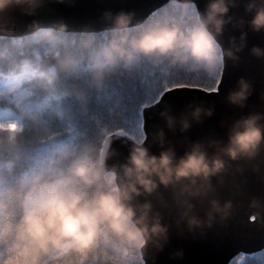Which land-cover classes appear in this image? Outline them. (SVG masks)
<instances>
[{
  "label": "clouds",
  "instance_id": "1",
  "mask_svg": "<svg viewBox=\"0 0 264 264\" xmlns=\"http://www.w3.org/2000/svg\"><path fill=\"white\" fill-rule=\"evenodd\" d=\"M43 2L0 0V33L13 30L9 8L20 6L31 15ZM241 4L245 14L237 16L232 9ZM185 13H192L187 21L182 20ZM103 15L110 24L100 33L68 31L62 21L42 28L34 21L23 52L13 56L12 46L0 49V56L15 65L3 73L4 95L21 99L12 115L9 106L0 108V123L20 125L0 128V264H147L146 258L155 264L172 226L161 207L174 211L181 231L186 227L203 234L226 223L236 204L221 200L218 185L241 170L238 162L264 153V111L234 119L226 138L190 141L182 155L164 128L152 133L158 154L146 144L147 133L143 140L131 139L127 157L111 164L117 155L112 139L98 145L125 114L123 97L110 88L113 82L142 83L146 70L152 80L187 76L214 81L229 61L239 63L249 30L264 32V0H206L203 11L195 0H167L162 10L142 20L133 10L107 9ZM229 25L240 32L230 35L225 46L220 38ZM249 53L264 59V46L254 44ZM253 91L252 81L240 76L225 100L243 109ZM37 93L44 99H34ZM58 98L72 99L97 123L94 137L79 143L61 140L55 121L66 110L49 106V99ZM98 101L103 111L97 110ZM143 103L155 106L150 95ZM108 113L118 119H106ZM214 113V104L189 102L179 115L168 105L159 115L168 130L186 133ZM45 147L50 151L41 152ZM161 189L170 192V201ZM197 204L204 205L203 215ZM248 209L264 226V198L252 196ZM183 255V249L172 253Z\"/></svg>",
  "mask_w": 264,
  "mask_h": 264
},
{
  "label": "water",
  "instance_id": "2",
  "mask_svg": "<svg viewBox=\"0 0 264 264\" xmlns=\"http://www.w3.org/2000/svg\"><path fill=\"white\" fill-rule=\"evenodd\" d=\"M166 4L167 0H44L31 15L23 12L20 6L9 8L6 16L13 30L8 34L0 33V36L24 37L31 31L30 25L34 21L42 28L62 21L68 26V31L90 29L99 33L110 24L103 15L107 9L113 12L121 9L133 10L136 19L142 20ZM195 4L203 11L206 0H195ZM232 12L237 16L245 14L242 4L232 9ZM239 32V29H233L229 25L220 38L221 42L226 46L228 37L239 36ZM254 44L264 46V32L248 31L247 47L240 53L241 59L238 64L228 62L218 93L192 88L175 89L166 93L154 107L144 109V131L148 135L146 144L152 152L158 154L160 151L159 144L152 139V133L157 128L165 129L168 141L175 146L178 155H182L190 141L208 137L226 138L228 125L234 119L250 111H264V100L261 99V93L264 92V59L249 53ZM240 76L250 79L254 87L247 107L243 109L230 105L225 100L227 92L236 85ZM189 102L214 104L215 113L201 123L194 122L186 133L168 130L164 119L159 115L160 110L168 105L173 114L179 115ZM131 143L132 140L128 136L114 137L111 146L116 149L117 155L110 158L108 163L123 161L128 155ZM236 163L234 162V167ZM238 163L241 170L227 177L225 183L217 187V195L221 200L231 198L236 204L234 215L226 223L214 224L211 228L205 229L203 234L189 232L186 227L181 231L175 224L174 211L161 207L165 220L172 226L165 248L155 253V264H229L241 252L257 253L264 250V226L249 221L248 209V202L252 196L264 198V153L252 161ZM161 192L165 200H171L168 190L161 189ZM157 207H160L159 203ZM203 207L204 205L197 204V211L201 215L204 214ZM177 249H183L182 258L172 256ZM146 259L147 264H153L152 259Z\"/></svg>",
  "mask_w": 264,
  "mask_h": 264
},
{
  "label": "trees",
  "instance_id": "3",
  "mask_svg": "<svg viewBox=\"0 0 264 264\" xmlns=\"http://www.w3.org/2000/svg\"><path fill=\"white\" fill-rule=\"evenodd\" d=\"M161 8L160 10H162ZM156 13V12H154ZM14 39H21L26 41V37L23 38H0V49L4 46H9L11 48L10 55H15L20 52V49L17 45H12ZM0 67H3L4 72H12L15 70V65L12 63H7L3 56H0ZM3 73L0 74V81H3ZM152 81V74L146 70L144 82ZM111 90L114 93L120 94L123 97L124 104L123 108L126 114L127 119H122L119 121V124L125 127L129 131L135 129V113L139 109V106L143 103L145 96L154 97L156 94L155 88L149 89L147 86L138 81H123V82H113L110 85ZM135 89V91H132ZM129 93L131 95L129 96ZM15 99V96H12ZM34 99L43 100V94L37 93ZM59 104L66 110V116L62 120L55 121L58 123L62 129L61 140H69L74 143H79L82 139L91 138L95 136L97 131V123L90 119L87 115L82 113L75 102L70 98H58L56 100L49 99V106ZM9 106L10 108L14 107L12 100L8 96L0 98V108L3 106ZM97 110L103 111L99 106V101L97 102ZM47 115V111L44 113ZM107 119V118H106ZM118 118L115 117L113 121L115 122ZM68 129V131H64ZM115 130V128H113ZM99 147H102V140L98 141ZM243 264H264V251L257 253L255 256H239L234 259L231 264H241V259H243Z\"/></svg>",
  "mask_w": 264,
  "mask_h": 264
},
{
  "label": "snow or ice",
  "instance_id": "4",
  "mask_svg": "<svg viewBox=\"0 0 264 264\" xmlns=\"http://www.w3.org/2000/svg\"><path fill=\"white\" fill-rule=\"evenodd\" d=\"M160 9L158 8L156 10V13H158ZM156 13H153L152 15L154 16ZM192 16V13H185L184 17H182V20L187 21L190 19ZM13 44L17 45L20 49V52H23L25 48L26 42L21 39H14ZM3 67H0V74L3 73ZM223 76L224 72L217 78L214 79V81H205L204 79H201L199 77H187V76H175L172 80L168 79H163V80H152L150 82H142L147 88L153 89L155 88L156 94L153 98V104L156 105L160 102V100L163 98V96L166 93H170L175 89H180V88H192V89H199L204 92L208 93H218L220 91V87L223 81ZM132 91H135L133 89ZM131 93H129V96ZM4 92L3 89L0 88V98L4 97ZM10 100H12L14 107L10 108L9 110V115L13 114L14 110H18L21 106V99L17 96H15V99L12 97H9ZM47 103V101H46ZM152 107L151 105L142 103L139 106V109L136 111L134 119H135V129L133 131L127 130L125 127L121 126L120 124L113 130L109 136L103 138L102 144L106 145L110 139H113L115 136H128L130 139H145L146 138V132L144 131V123H145V118H144V109ZM125 112V111H124ZM3 115L2 110H0V116ZM107 119L113 120L115 118V115L112 113H108L106 116ZM126 114L120 119H127ZM4 127H13L15 129L20 128V125L18 123H13L12 125H4L3 123H0V128ZM103 148H101V151ZM41 152L43 151H50V148L45 147L40 149ZM250 222H256L255 217H249ZM241 255L243 257H247L249 255L255 256V252L251 253H246V252H241ZM241 264H243V260L241 261Z\"/></svg>",
  "mask_w": 264,
  "mask_h": 264
},
{
  "label": "rangeland",
  "instance_id": "5",
  "mask_svg": "<svg viewBox=\"0 0 264 264\" xmlns=\"http://www.w3.org/2000/svg\"><path fill=\"white\" fill-rule=\"evenodd\" d=\"M0 88L3 89V81H0ZM6 96H8V97H12V96H14V95L8 94V95H6Z\"/></svg>",
  "mask_w": 264,
  "mask_h": 264
},
{
  "label": "bare ground",
  "instance_id": "6",
  "mask_svg": "<svg viewBox=\"0 0 264 264\" xmlns=\"http://www.w3.org/2000/svg\"><path fill=\"white\" fill-rule=\"evenodd\" d=\"M0 38H9V37H1V36H0Z\"/></svg>",
  "mask_w": 264,
  "mask_h": 264
}]
</instances>
